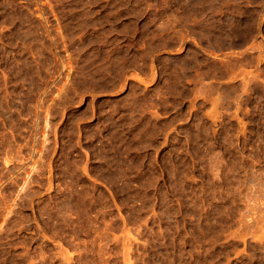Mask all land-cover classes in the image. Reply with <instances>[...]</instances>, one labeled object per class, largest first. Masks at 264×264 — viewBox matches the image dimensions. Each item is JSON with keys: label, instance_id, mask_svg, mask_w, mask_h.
Instances as JSON below:
<instances>
[{"label": "rangeland", "instance_id": "374dc122", "mask_svg": "<svg viewBox=\"0 0 264 264\" xmlns=\"http://www.w3.org/2000/svg\"><path fill=\"white\" fill-rule=\"evenodd\" d=\"M0 264H264V0H0Z\"/></svg>", "mask_w": 264, "mask_h": 264}]
</instances>
